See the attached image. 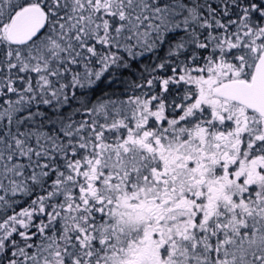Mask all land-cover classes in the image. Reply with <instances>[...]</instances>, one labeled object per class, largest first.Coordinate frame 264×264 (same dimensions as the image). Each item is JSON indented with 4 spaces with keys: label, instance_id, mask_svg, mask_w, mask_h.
Returning <instances> with one entry per match:
<instances>
[{
    "label": "snow or ice",
    "instance_id": "obj_1",
    "mask_svg": "<svg viewBox=\"0 0 264 264\" xmlns=\"http://www.w3.org/2000/svg\"><path fill=\"white\" fill-rule=\"evenodd\" d=\"M0 264H264V0H0Z\"/></svg>",
    "mask_w": 264,
    "mask_h": 264
}]
</instances>
